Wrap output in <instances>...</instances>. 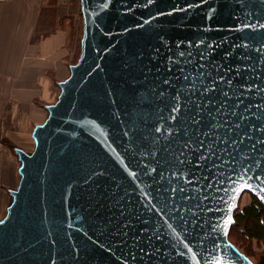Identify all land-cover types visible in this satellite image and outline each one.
Wrapping results in <instances>:
<instances>
[{"label":"water","instance_id":"1","mask_svg":"<svg viewBox=\"0 0 264 264\" xmlns=\"http://www.w3.org/2000/svg\"><path fill=\"white\" fill-rule=\"evenodd\" d=\"M81 53L0 219V264H256L264 0H81Z\"/></svg>","mask_w":264,"mask_h":264},{"label":"crops","instance_id":"2","mask_svg":"<svg viewBox=\"0 0 264 264\" xmlns=\"http://www.w3.org/2000/svg\"><path fill=\"white\" fill-rule=\"evenodd\" d=\"M42 4L0 0V218L9 190L19 184L13 148H34L30 130L47 118L46 106L57 101L59 83L75 64L76 44L67 28L36 37Z\"/></svg>","mask_w":264,"mask_h":264},{"label":"rangeland","instance_id":"3","mask_svg":"<svg viewBox=\"0 0 264 264\" xmlns=\"http://www.w3.org/2000/svg\"><path fill=\"white\" fill-rule=\"evenodd\" d=\"M59 28H67L70 31L71 36L74 37L76 44V57L74 62L76 63L81 53V39L83 36L81 0H43L37 20L36 37L38 38L42 35H47ZM33 149L34 148H32L31 145L28 153L32 152ZM13 154L18 158L15 148H13ZM18 161L20 162L19 158ZM8 194V202L10 204L12 201L10 190ZM252 196L253 195L249 192H244L240 198L239 206L236 211L249 204L252 200ZM229 238L240 246L239 249L241 251L244 250L248 252L252 257V260L256 264H259L260 257L264 256V239L259 241L257 239H248L237 227L233 228V231L229 233Z\"/></svg>","mask_w":264,"mask_h":264},{"label":"trees","instance_id":"4","mask_svg":"<svg viewBox=\"0 0 264 264\" xmlns=\"http://www.w3.org/2000/svg\"><path fill=\"white\" fill-rule=\"evenodd\" d=\"M235 222L232 225L230 232L233 228L237 227L241 230V233L248 239H264V204L255 196H252V200L249 204L235 212ZM229 240L238 246L236 242ZM240 248V246H238ZM246 255H251L242 250ZM252 258V257H251ZM259 264H264V256L260 257Z\"/></svg>","mask_w":264,"mask_h":264},{"label":"bare ground","instance_id":"5","mask_svg":"<svg viewBox=\"0 0 264 264\" xmlns=\"http://www.w3.org/2000/svg\"><path fill=\"white\" fill-rule=\"evenodd\" d=\"M33 128H34V127H33ZM33 128L30 130V134L32 133ZM33 146H34V140H33ZM19 166H20V162H19L18 166L16 167L17 170H18V167H19ZM20 178H21L20 175H18V176H17V183L20 181ZM11 199H12V198H11ZM8 205H9V204H8ZM8 205H7V206H8ZM7 206L4 207V214L6 213ZM0 219H1V218H0Z\"/></svg>","mask_w":264,"mask_h":264}]
</instances>
